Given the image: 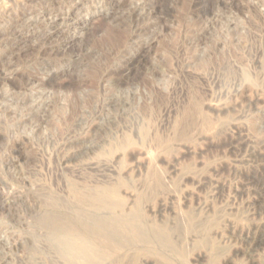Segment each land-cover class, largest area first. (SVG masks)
Segmentation results:
<instances>
[{"label":"rangeland","instance_id":"1","mask_svg":"<svg viewBox=\"0 0 264 264\" xmlns=\"http://www.w3.org/2000/svg\"><path fill=\"white\" fill-rule=\"evenodd\" d=\"M0 64V264H64L20 194L98 188L161 255L122 264H264V0H0Z\"/></svg>","mask_w":264,"mask_h":264},{"label":"bare ground","instance_id":"2","mask_svg":"<svg viewBox=\"0 0 264 264\" xmlns=\"http://www.w3.org/2000/svg\"><path fill=\"white\" fill-rule=\"evenodd\" d=\"M130 23H134V22H130ZM60 36L61 35H59L58 32L54 31L53 33L48 34V35L43 33L40 36H37L36 38H41L40 41L41 42L43 41L46 44L49 41L54 40L55 38H58ZM17 45L21 50V46L18 43ZM60 46L61 47L59 48L61 50L62 48L65 49L67 45L66 43H63V44H60ZM38 48L39 50H41L45 47L43 45H40V47H31V46L29 47V49H38ZM13 78L10 79V83L13 84L14 88H16ZM243 79H244V82L246 81L252 82L250 75L246 72L243 73ZM15 80H17V78ZM201 113H202V110H201ZM34 114L36 115V118H38L37 115H40L38 113H34ZM199 114H200V111H199ZM38 120L40 119L38 118L37 121ZM40 121H43V118ZM159 175H161V173ZM162 181H163L162 176H157L156 186L157 187L162 186L163 183H164L163 185H165V182L164 181L162 182ZM161 188H164V187H161ZM77 189L79 188L77 187ZM157 189H160V188H157ZM97 190L94 189L90 191L89 190L80 191L79 189L78 191L76 189H73L71 193L72 195L70 196L71 201H67L66 203L62 199L56 198V197L53 198L52 196H51L52 198L46 197V199H42L33 194H23V193L20 194L18 197L16 196L17 197L16 201L19 200L21 203H23V202H28V199L31 198L33 201H35L38 204L37 210L39 209V214L37 218H39V223L43 227H46V229L48 228L50 232L54 234L55 239H56L54 241L56 242V244H54V247L57 253L60 255V257L63 259L64 264H94V256L92 253L97 252V250H102L103 252H107V251L110 252V255H111V256L109 255L110 258L113 259L114 261L116 260L119 262L123 261V259L126 261L127 258H131L132 260L131 259L129 260H131L132 262L133 261L132 257L141 255L142 253L156 255V256L161 257V255L156 250H154V248L147 246L148 245L147 243H150V242H148L149 238L148 236H146V233L144 234L140 230L141 229L140 227H137V226L135 227L134 225H131V221L126 220L127 214L124 213L122 202L113 197V194L118 192V190L116 188L107 190V191L102 190V189L101 190L99 189L98 191ZM161 205L163 206L165 204L161 202ZM85 206L89 207L91 211H86L84 209ZM1 208L6 211L10 210L9 212H11V210L13 209L12 206H6L3 200H1L0 198V209ZM67 210H71V212L68 213ZM153 210H156V209H153ZM99 213L105 214L107 218L105 219L104 217L100 216ZM191 218H189L190 220L189 219L188 220L191 221ZM117 220L119 221V223L124 222L122 225L120 224L121 226L119 228H117V226H119V223L115 224ZM190 224L191 223H189V225ZM122 228L123 230L120 231V229ZM152 229L154 232H152L151 236L153 239L156 240V243H158L159 245L165 248H168V247L170 248L171 245H174L171 243L172 242L170 239V237H172L170 236L171 234L166 235L167 231L163 230L165 232L164 234V233H160L162 231L161 229H159V227H153ZM114 233L117 235H115ZM83 234L96 238L95 240H97V243H92L93 241L89 242V244L82 242L81 236ZM115 236L116 238H114ZM100 239H102V241L99 242ZM140 243H142V245H144L143 243H146L147 245H144L143 247L137 246V244H140ZM122 263L123 262L119 264H122Z\"/></svg>","mask_w":264,"mask_h":264}]
</instances>
